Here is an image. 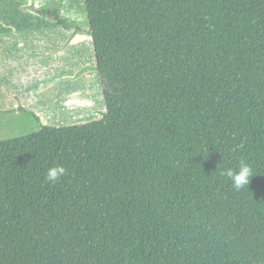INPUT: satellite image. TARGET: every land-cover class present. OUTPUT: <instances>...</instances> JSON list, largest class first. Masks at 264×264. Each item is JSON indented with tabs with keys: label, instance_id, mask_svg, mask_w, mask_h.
Segmentation results:
<instances>
[{
	"label": "trees",
	"instance_id": "1",
	"mask_svg": "<svg viewBox=\"0 0 264 264\" xmlns=\"http://www.w3.org/2000/svg\"><path fill=\"white\" fill-rule=\"evenodd\" d=\"M85 2L86 28L28 8L92 36L107 110L20 105L40 126L0 140V264H264V0Z\"/></svg>",
	"mask_w": 264,
	"mask_h": 264
},
{
	"label": "crops",
	"instance_id": "2",
	"mask_svg": "<svg viewBox=\"0 0 264 264\" xmlns=\"http://www.w3.org/2000/svg\"><path fill=\"white\" fill-rule=\"evenodd\" d=\"M47 4L88 26L85 0H0V112L22 105L53 126L101 119L107 105L92 36L28 8Z\"/></svg>",
	"mask_w": 264,
	"mask_h": 264
},
{
	"label": "clouds",
	"instance_id": "3",
	"mask_svg": "<svg viewBox=\"0 0 264 264\" xmlns=\"http://www.w3.org/2000/svg\"><path fill=\"white\" fill-rule=\"evenodd\" d=\"M219 171L220 175L227 178L230 186L237 192L248 188L250 179L254 175L251 163L245 159L239 160L233 167H227ZM65 175H67V169L62 164H56L47 169L45 180L50 183H55Z\"/></svg>",
	"mask_w": 264,
	"mask_h": 264
},
{
	"label": "rangeland",
	"instance_id": "4",
	"mask_svg": "<svg viewBox=\"0 0 264 264\" xmlns=\"http://www.w3.org/2000/svg\"><path fill=\"white\" fill-rule=\"evenodd\" d=\"M15 113L0 112V140L32 134L39 129L40 123L32 115L23 111Z\"/></svg>",
	"mask_w": 264,
	"mask_h": 264
}]
</instances>
